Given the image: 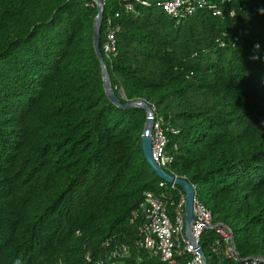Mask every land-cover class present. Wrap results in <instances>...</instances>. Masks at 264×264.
<instances>
[{
  "label": "trees",
  "instance_id": "obj_1",
  "mask_svg": "<svg viewBox=\"0 0 264 264\" xmlns=\"http://www.w3.org/2000/svg\"><path fill=\"white\" fill-rule=\"evenodd\" d=\"M146 1L103 6L111 88L122 104L154 108L165 171L229 227L241 258L264 260V0H208L220 16L178 23L167 0ZM96 16L90 0H0V264H164L134 245L131 212L160 179L140 146L145 111L104 91ZM108 18L120 27L111 55ZM122 244L129 255L108 259ZM200 245L206 264H242L214 228Z\"/></svg>",
  "mask_w": 264,
  "mask_h": 264
},
{
  "label": "built area",
  "instance_id": "obj_2",
  "mask_svg": "<svg viewBox=\"0 0 264 264\" xmlns=\"http://www.w3.org/2000/svg\"><path fill=\"white\" fill-rule=\"evenodd\" d=\"M101 12L106 0L91 1ZM135 2L147 6L146 0H135ZM162 11L176 23L185 17L192 15L198 10H208L214 16H220L222 9L208 0H167L161 4ZM124 11L134 12L133 4L124 5ZM116 12L114 18H118ZM106 42L103 46L105 54L115 53L116 34L120 27L112 18L106 21ZM122 95V94H121ZM150 108V107H149ZM153 121L150 125V137L152 145V158L158 167L165 170L171 163L172 158L166 152L167 129L163 127L162 119H156L154 108H150ZM174 134L177 131H172ZM177 177L176 175L169 173ZM183 179V178H181ZM180 188V189H178ZM191 219L186 225L185 195L182 188L175 183H167L160 180L158 191H147L143 193L142 202L131 212V223L140 221L137 228L138 238L135 247L145 249L151 257L159 258L164 264H205V258L200 245L202 232L207 228H214L222 243H224V255L242 264H264L262 258H241L235 250L231 230L221 224H213L211 213L200 204L194 196ZM219 241L213 251L219 250ZM129 255V247L120 245L110 252L108 259H122ZM90 261L89 256H86ZM96 264H105L103 260H97ZM113 264V263H112Z\"/></svg>",
  "mask_w": 264,
  "mask_h": 264
},
{
  "label": "water",
  "instance_id": "obj_3",
  "mask_svg": "<svg viewBox=\"0 0 264 264\" xmlns=\"http://www.w3.org/2000/svg\"><path fill=\"white\" fill-rule=\"evenodd\" d=\"M90 1L98 2V0H90ZM101 15L102 12L100 6L98 5L97 16L95 17V22H94L93 45L96 56L102 68L103 85L106 96L108 100L116 107L119 108L139 107L145 111L146 121L140 138V146L143 156L146 162L148 163V165L151 167V169L154 171V173L160 180H163L167 183H175L176 185L182 188L185 195L186 225L188 226L192 216L191 210H192L193 199L195 196V190L187 180L181 178H175L174 176L170 175L162 168L158 167L155 161L153 160L151 137H150V125L153 121V115L149 106L142 101H132V102L130 101V102H126L125 104H122L117 98L113 89L111 88L105 62L99 47V27L101 22Z\"/></svg>",
  "mask_w": 264,
  "mask_h": 264
}]
</instances>
